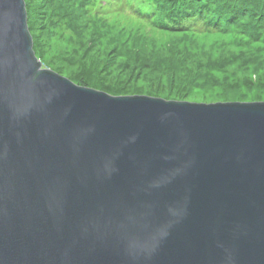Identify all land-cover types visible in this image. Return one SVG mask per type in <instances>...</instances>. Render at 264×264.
Instances as JSON below:
<instances>
[{
  "label": "water",
  "instance_id": "obj_1",
  "mask_svg": "<svg viewBox=\"0 0 264 264\" xmlns=\"http://www.w3.org/2000/svg\"><path fill=\"white\" fill-rule=\"evenodd\" d=\"M0 264H264V102L77 86L0 0Z\"/></svg>",
  "mask_w": 264,
  "mask_h": 264
},
{
  "label": "rangeland",
  "instance_id": "obj_2",
  "mask_svg": "<svg viewBox=\"0 0 264 264\" xmlns=\"http://www.w3.org/2000/svg\"><path fill=\"white\" fill-rule=\"evenodd\" d=\"M56 1L40 8L42 14L36 9V0L24 1L28 31L32 44L37 45L33 52L42 69L68 80L74 74L98 72L100 82L102 79L126 92L115 97L147 96L189 103L264 102V13L254 32L242 25L247 20L244 17L224 32L198 29L172 33L157 30L149 20L133 14L127 6L130 0H89L73 34L65 18L53 11ZM63 1L62 7L72 3ZM113 47L118 54L110 64L106 54ZM132 49H142L148 61L149 52L163 58L174 52L189 57L184 68L174 72L147 67L138 74L127 73L121 66L130 60ZM198 60L201 66L192 69ZM207 60L228 62L219 70L207 69L203 66ZM188 76L190 82L182 90V79Z\"/></svg>",
  "mask_w": 264,
  "mask_h": 264
},
{
  "label": "trees",
  "instance_id": "obj_3",
  "mask_svg": "<svg viewBox=\"0 0 264 264\" xmlns=\"http://www.w3.org/2000/svg\"><path fill=\"white\" fill-rule=\"evenodd\" d=\"M51 1L53 0H36V9H38L39 14L43 13V11H39L40 8L43 9L44 5L50 4ZM88 2L89 0H72L71 5L62 7L64 1L59 0L56 1V4L54 3L53 11L58 13V17L65 18V24L70 27L71 32L74 34L76 33L74 27H77L80 16L85 13L82 7L87 5ZM127 6L132 9L133 14L136 13L149 20L153 28L172 33H193L198 29L206 32L212 30L224 32L233 28L229 27L231 24H237V21L244 17L247 20L242 25L247 30L254 32L259 27V22L263 20L262 16L264 13V0H130ZM257 20L259 21L258 24H256ZM27 21H29L28 15ZM33 51L37 52L35 43L33 44ZM85 53L87 54L86 49L83 50V54ZM117 54V48L114 47L107 52L106 55L109 56L110 64L112 61L114 62ZM149 54L151 58L148 61L144 57L142 49H132L130 60H127L128 63L121 66L123 67L122 69L124 72H134L135 74L140 73L142 69L147 67L157 70H172L174 72L175 70L183 69L189 57L185 54L180 56L177 52L167 53L170 56L164 58L150 52ZM227 62L225 60L220 62L207 60L203 66L207 69L218 68L219 70ZM194 64L195 68L192 69L201 66L199 60L195 61ZM90 70L93 71L91 68ZM93 72L94 75L90 74L89 71L88 74H74L69 77V80L80 87L98 88V90L111 96L126 93L124 89L119 87H110L111 85H107L102 79L100 82L98 80L99 73ZM189 77L182 79V90L189 84L190 81L187 80Z\"/></svg>",
  "mask_w": 264,
  "mask_h": 264
}]
</instances>
